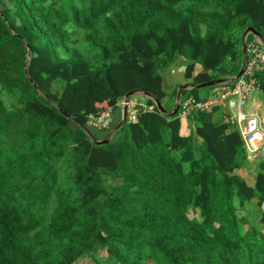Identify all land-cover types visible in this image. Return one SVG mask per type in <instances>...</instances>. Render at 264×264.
Listing matches in <instances>:
<instances>
[{
	"label": "trees",
	"instance_id": "1",
	"mask_svg": "<svg viewBox=\"0 0 264 264\" xmlns=\"http://www.w3.org/2000/svg\"><path fill=\"white\" fill-rule=\"evenodd\" d=\"M249 27L264 0H0V264H264V158L247 181L221 108L163 105L174 63L183 99L237 75ZM137 91L167 113L96 142L91 117Z\"/></svg>",
	"mask_w": 264,
	"mask_h": 264
},
{
	"label": "built area",
	"instance_id": "2",
	"mask_svg": "<svg viewBox=\"0 0 264 264\" xmlns=\"http://www.w3.org/2000/svg\"><path fill=\"white\" fill-rule=\"evenodd\" d=\"M250 33L244 35L243 51L244 61L240 76L224 77L223 82L216 85L211 95L202 100L194 97L180 98L177 101L180 115L192 117L199 112L209 111L213 108H221L224 120L232 124L240 133L251 161L264 158V113L259 103H253L248 112L244 107L253 100L260 91L261 80L258 72H264V39ZM140 95L142 98H138ZM152 100V104L148 103ZM117 109L122 110V122H138L142 111H154L158 109L156 99L143 91H137L134 95L125 96L117 104ZM159 110V109H158ZM115 108L110 107L99 116L91 117L88 125L96 130H109V138H113L117 128L111 127Z\"/></svg>",
	"mask_w": 264,
	"mask_h": 264
},
{
	"label": "rangeland",
	"instance_id": "3",
	"mask_svg": "<svg viewBox=\"0 0 264 264\" xmlns=\"http://www.w3.org/2000/svg\"><path fill=\"white\" fill-rule=\"evenodd\" d=\"M244 35H245V32H244V34L242 36V44H243V41H244ZM235 38H236V36H235ZM241 49H242V47H241ZM243 59H244V57H242V63H243ZM242 63H241V65H242ZM176 64L177 63H174L173 65H170V66L166 67L162 71V74L164 75V78H165V88H166V90L168 92L167 99H165L163 101V105L166 106V107L173 100H174V105H176L177 97H178V94H179V89H180V87L182 85H184L187 82L186 81L187 79L182 74L185 70H181L180 71V68L183 65L173 69V67L177 66ZM203 89L209 90V91L211 90V92H212L213 87H205ZM138 98H142V97L140 95H138ZM253 103H259L260 104V109L264 113V95L261 92H258V93L255 94L253 100H251L250 103L244 107V110L246 112H248L250 110V108L252 107ZM197 155H199V153H197ZM257 169H258L257 168V161L249 160L248 164L244 168L238 170L237 172L242 177L246 178L247 181L252 183L253 180H254V177H255V175L257 173ZM250 210L252 212L251 213V216H252L251 220H252L253 224L258 225L259 224V220H260V215H259V213L257 211V207L253 206V207L250 208ZM74 264H96V263L91 258L85 257V258H81L79 261H77Z\"/></svg>",
	"mask_w": 264,
	"mask_h": 264
},
{
	"label": "water",
	"instance_id": "4",
	"mask_svg": "<svg viewBox=\"0 0 264 264\" xmlns=\"http://www.w3.org/2000/svg\"><path fill=\"white\" fill-rule=\"evenodd\" d=\"M247 32H251V33H253V34H255V35H257V36H259V37H261V38L264 39V37H263L259 32H257V30L254 29L253 27H249V28L247 29ZM186 69H187L186 66H182V67L180 68V71H181V70H185V71H186ZM242 72H243V70L241 69L240 72L238 73V76H240V75L242 74ZM223 80H224V79L220 78V79L212 80V81L205 82V83H202V84H199V85H195V86H193V87H195V88H197V89H199V88H205V87H213V86H215V85L220 84L221 82H223ZM187 88H189V87H188V86H185V85L180 87L179 94H178V97H177V101L180 99L181 94H182V91L185 90V89H187ZM134 93H135V92H131V93H129L127 96H131V95H133ZM147 95L150 96V94H147ZM157 105H158V108H159L160 111L165 112V113L167 112V111L165 110V108L163 107V105L161 104V102L158 101V100H157ZM177 111H178V106L175 108V110H174L171 114H172V115H175V114L177 113ZM86 129H87V128H86ZM87 131H88V133L92 136L90 130L87 129ZM92 137H93V136H92ZM94 139H95V138H94ZM95 141L98 142V143H107V142H108V139H104V140H100V141H98V140L95 139Z\"/></svg>",
	"mask_w": 264,
	"mask_h": 264
},
{
	"label": "crops",
	"instance_id": "5",
	"mask_svg": "<svg viewBox=\"0 0 264 264\" xmlns=\"http://www.w3.org/2000/svg\"><path fill=\"white\" fill-rule=\"evenodd\" d=\"M221 113V111H220ZM122 122V110L121 109H116L114 111V116H113V120H112V124L111 127H117L118 125H120V123ZM97 135L100 137V139L105 138L106 135H108L109 130H96Z\"/></svg>",
	"mask_w": 264,
	"mask_h": 264
},
{
	"label": "clouds",
	"instance_id": "6",
	"mask_svg": "<svg viewBox=\"0 0 264 264\" xmlns=\"http://www.w3.org/2000/svg\"><path fill=\"white\" fill-rule=\"evenodd\" d=\"M246 33H247V30H246L245 34H246ZM249 33H250V34H253V33H251V32H249ZM253 35H255V34H253ZM242 54H243V57H244L243 44H242ZM243 61H244V59H243ZM242 65H243V63H242ZM183 66H185V65H183ZM241 68H242V66H241ZM240 70H241V69H240ZM239 72H240V71H239ZM239 72H238V73H239ZM223 78H224V77H223ZM223 78H222V79H223ZM217 85H218V84H217ZM215 86H216V85H215ZM215 86H213V88H214ZM179 90H180V89H179ZM212 90H213V89H212ZM134 94H135V93H134ZM134 94H133V95H134ZM146 94H147V93H146ZM126 96H127V95H126ZM150 96H151V95H150ZM152 97H153V96H152ZM180 98H182V94H181V97H180ZM156 104H157V100H156ZM157 107H158V105H157ZM176 107H177V101H176L175 108H176ZM175 108H174V110H175ZM116 109H117V107L115 108V110H116ZM158 109H159V108H158ZM165 110H166V109H165ZM174 110H173V111H174ZM159 111H160V110H159ZM173 111H172V112H173ZM160 112H162V111H160ZM172 112H171V113H172ZM177 112H178V111H177ZM163 113H165V112H163ZM166 113H167V112H166ZM171 113H170V114H171ZM171 115H172V114H171ZM125 122H126V121H125ZM125 122H123L121 125H118V126L115 127V128H117V130H118V129H119V128H120ZM113 128H114V127H113ZM92 129H93V128H92ZM94 130H96V129H94ZM117 130H116V131H117ZM103 131H104V130H103ZM106 139H108V140L110 139V138H109V132H108V137H107ZM102 140H104V139H102ZM98 141H100V140H98Z\"/></svg>",
	"mask_w": 264,
	"mask_h": 264
}]
</instances>
